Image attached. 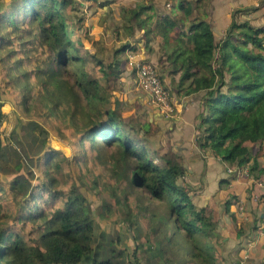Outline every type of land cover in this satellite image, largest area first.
I'll list each match as a JSON object with an SVG mask.
<instances>
[{
    "label": "trees",
    "instance_id": "obj_1",
    "mask_svg": "<svg viewBox=\"0 0 264 264\" xmlns=\"http://www.w3.org/2000/svg\"><path fill=\"white\" fill-rule=\"evenodd\" d=\"M68 2L18 0L0 16V25L8 26L0 34V47L14 57L18 68L14 81H22V110L43 119L55 114L81 128L76 142L89 143L113 180L123 183L127 225L131 223L127 191L143 188L159 201L151 215L169 222L171 231H163L154 239L153 251L141 256L148 264L164 250L162 240L168 244L171 236L190 264H222L214 254L210 214L192 202L179 160L170 152L149 149L144 131L139 133L126 122L116 104H107L96 77L86 71L84 55L74 40L73 19L65 10ZM174 6L190 12L186 0H176ZM148 7L149 3L138 5L130 17ZM142 22L139 17L137 23ZM172 25L167 22L164 37ZM188 29L176 37L166 57L173 71L180 70L177 87L185 92L204 89L196 116L198 148L226 164H246V174L253 176V170L262 171L251 158L250 143L264 139V24L232 18L217 40L202 18L193 19ZM3 115L0 110V120ZM19 128L21 133L10 128L5 140L0 133V189H6L8 196L0 204V264H138L135 246L134 258L126 259L120 248H105L102 232L94 236V211L77 181L72 179L65 190L56 186L48 168L59 167L61 151L47 143L46 127L28 118ZM40 162L41 178L33 181V167ZM43 194L59 204H37ZM230 201L225 198V210Z\"/></svg>",
    "mask_w": 264,
    "mask_h": 264
},
{
    "label": "crops",
    "instance_id": "obj_2",
    "mask_svg": "<svg viewBox=\"0 0 264 264\" xmlns=\"http://www.w3.org/2000/svg\"><path fill=\"white\" fill-rule=\"evenodd\" d=\"M17 1L0 0V16L10 11ZM186 1L190 8L188 14L174 6L176 0H69L65 10L73 19L74 40L84 55L86 71L96 77L107 96V104H116L126 122L139 133L144 131L149 149L158 153L170 152L184 168L181 179L192 190V202L204 206L210 214L212 225L209 232L216 258L222 264H264V189L253 181V178L264 177V139L250 143L251 158L262 168L260 172L253 170V176L243 171L227 170L234 165L226 164L207 149H199L194 137L204 89L185 92L182 86L177 87L180 70L173 71L166 57L176 37L189 32L188 24L193 19L206 20L214 40L220 38L232 18L237 21L247 19L254 26L264 24V0ZM148 3L150 7L130 17L131 10ZM139 17H143L145 23L138 24ZM167 22H173V25L164 37ZM7 31V25H0V34ZM121 44L126 45L113 51ZM127 53H132L135 59L150 62L160 73L169 90L173 109L170 116H164L150 94L136 85ZM14 61V57L7 56L5 49L0 47V110L4 114L0 122H4L6 114L14 115L16 108H22L19 103L22 81H14L18 72ZM59 123V127H64L70 136V143L55 136L54 145L66 153L65 146L69 148L77 141L81 128L67 119H60ZM254 190L259 192L256 200L250 198ZM232 194L234 199L225 210L224 200ZM7 197L6 189H0V204L7 201ZM95 203H99V208L93 217V231L95 234L97 225L100 227L98 232L105 237L112 233V229L108 232L107 228L109 215L104 212L109 204L105 202V206H100L101 200L90 203L93 211ZM115 203V208H121L119 214L127 225L122 197ZM127 203L132 215L130 199ZM245 240L249 241L247 247L244 246ZM113 241L111 238L113 250L120 248L122 257H132V249L123 248L125 246ZM94 242L96 239H92L91 243Z\"/></svg>",
    "mask_w": 264,
    "mask_h": 264
},
{
    "label": "rangeland",
    "instance_id": "obj_3",
    "mask_svg": "<svg viewBox=\"0 0 264 264\" xmlns=\"http://www.w3.org/2000/svg\"><path fill=\"white\" fill-rule=\"evenodd\" d=\"M39 55H42V50L39 52ZM38 97L39 96L36 93L34 97V100L36 101L35 104L39 102ZM172 113L173 109L171 110V114ZM28 118H35L46 127V141L49 145L56 147L54 145L56 144V140L54 139L55 136L60 139L63 138L62 141L70 143V136L67 135L66 129L64 127H59L58 125L60 124V119H58L57 115H49L43 119V116L41 114H38L34 111L25 112L22 110V108H16V110L14 111V115L13 113L6 114L3 119L4 122H0V133L2 138H4L5 140V138L10 136L9 130L12 127H15L17 132L21 133L22 130L19 128V123L24 122ZM62 119L64 121L66 120V118ZM85 142L86 141H83V143H80L79 145L76 141H74L72 145L69 146V148L65 146L64 149L66 150V153L61 152L57 156L59 158V167L50 166L48 168L51 175L55 176L56 178V186L65 190L70 181L73 179L78 182L80 190L86 193V196L89 199L90 203L93 204V202L101 200L100 206H105V202H107L109 206H106L107 208L105 207L104 212H107L109 215L110 221L107 225V228L108 232L112 229V233H108L101 240L103 241L105 248L111 246V238H113L114 241H116L121 246H125L123 248H127L128 250L132 249V247L135 246V252H138L136 253V258L140 257L138 264H148L146 259H143V257L141 256L153 251L154 239L158 238L163 231L167 232V234H169V232L171 231L169 222L159 221L157 219L158 214H156L155 217L151 215V211H155L156 207L160 206L159 201L151 198L143 188H134L133 191H127V200L130 199V204L133 207V214L129 215L131 218V223L129 225H125L123 219L120 216L121 214H119V211L122 212L121 208H115V202L117 200L119 201L123 194L121 189V184L123 183L113 180V178L109 174L108 168L105 167V165L100 161L102 159L101 156L98 155L97 151L94 148L88 145L89 143L86 142L85 144ZM63 156L67 158L65 159ZM42 168H44L42 162H40L38 166L33 167L35 174L33 181L40 180ZM233 168L236 167L234 166ZM228 197L234 199L233 194L231 196L229 195ZM36 200L37 204H44L46 207L47 205L56 206L59 204V202L57 201L58 199L52 202L49 198H47V195L45 196L44 194ZM135 202H137L136 208L134 205ZM97 204L99 203H95V205H93L94 215L97 214L96 210L97 208H99ZM10 208L13 209L12 206ZM28 225L29 223L25 224V228ZM99 229L100 227H97L96 225V233L94 234V236L98 234L97 232L99 231ZM103 229L105 228L103 227ZM172 238L173 236L170 237V242H168V244H165V240H162L161 243L164 246V250L162 251V253H158L160 254V256L154 257L153 260H150L151 263L149 262V264L191 263V261L187 259V257H184L182 255L180 248L175 243H173ZM244 242V246L247 247L249 241L245 240ZM140 243L141 245H139ZM141 248L146 249L144 252H141L139 251ZM131 258L134 257L132 256ZM239 264H241V262H239Z\"/></svg>",
    "mask_w": 264,
    "mask_h": 264
},
{
    "label": "built area",
    "instance_id": "obj_4",
    "mask_svg": "<svg viewBox=\"0 0 264 264\" xmlns=\"http://www.w3.org/2000/svg\"><path fill=\"white\" fill-rule=\"evenodd\" d=\"M165 4L167 5L168 2ZM126 56L128 64L133 69L136 85L150 94L152 101L157 105L164 116H169L172 106L170 104L168 89L163 84L161 76L155 66L146 60L143 61L133 58L132 53H127ZM246 167L247 165L244 164L236 168H228L227 170L234 169L235 171H243L246 173ZM253 181L260 188L264 189V177L254 178ZM258 197V191H251V199L256 200ZM73 264L81 263L76 262Z\"/></svg>",
    "mask_w": 264,
    "mask_h": 264
}]
</instances>
